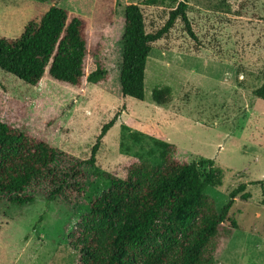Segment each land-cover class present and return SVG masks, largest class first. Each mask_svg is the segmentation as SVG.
I'll list each match as a JSON object with an SVG mask.
<instances>
[{
  "label": "rangeland",
  "instance_id": "1",
  "mask_svg": "<svg viewBox=\"0 0 264 264\" xmlns=\"http://www.w3.org/2000/svg\"><path fill=\"white\" fill-rule=\"evenodd\" d=\"M54 1L0 0V37L14 39ZM145 1L113 0L107 22L102 0H59V7L87 20L91 51L109 81L75 89L44 77L31 87L0 71V120L88 159L101 127L116 117L100 142L96 164L120 178L138 160L160 163L154 140L175 145L179 161H214L223 182L205 193L216 206L222 207L240 185L250 197L235 198L230 214L239 228L211 264H264V101L252 94L264 80V0H189L187 16L196 41L176 22L153 45L143 101L122 99L118 64L124 7L139 4L146 32H153L178 0H157L152 6ZM162 86L171 88L172 101L158 106L151 92ZM82 202L76 210L40 199L22 206L2 203L0 264H78L68 237L87 213Z\"/></svg>",
  "mask_w": 264,
  "mask_h": 264
},
{
  "label": "trees",
  "instance_id": "2",
  "mask_svg": "<svg viewBox=\"0 0 264 264\" xmlns=\"http://www.w3.org/2000/svg\"><path fill=\"white\" fill-rule=\"evenodd\" d=\"M58 4L55 0L38 20L27 22L14 39L0 37V71L31 87L44 77L75 89L105 86L109 73L91 51L87 20ZM101 4L108 10L105 19L111 22L113 0ZM188 4L189 0H178L164 25L153 32H146L139 4L124 7L118 64L122 99L143 101L153 45L165 39L176 22L196 41ZM252 94L264 101V80ZM151 100L158 106L168 105L171 88H154ZM115 120L101 127L88 159L72 156L0 120V205H30L40 199L60 201L76 210L83 201L87 213L68 237L78 264H211L239 228L230 209L237 196L249 199L245 185L233 190L218 208L205 192L222 185L223 171L211 160L179 161L174 156L176 146L158 140L153 143L159 149V164L138 160L123 178L105 172L96 164V153ZM131 136L138 141L137 135Z\"/></svg>",
  "mask_w": 264,
  "mask_h": 264
}]
</instances>
